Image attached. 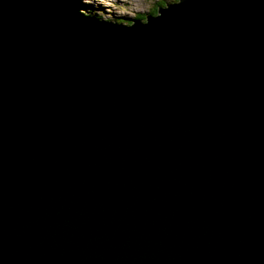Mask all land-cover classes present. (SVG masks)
Instances as JSON below:
<instances>
[{
	"label": "water",
	"instance_id": "1",
	"mask_svg": "<svg viewBox=\"0 0 264 264\" xmlns=\"http://www.w3.org/2000/svg\"><path fill=\"white\" fill-rule=\"evenodd\" d=\"M96 11L0 0V264H264V0Z\"/></svg>",
	"mask_w": 264,
	"mask_h": 264
},
{
	"label": "rangeland",
	"instance_id": "2",
	"mask_svg": "<svg viewBox=\"0 0 264 264\" xmlns=\"http://www.w3.org/2000/svg\"><path fill=\"white\" fill-rule=\"evenodd\" d=\"M81 4L95 7V12L100 20L110 21L112 23H129L128 19L136 18V14L144 21L142 15L150 11V15H157L158 9L172 4L174 0H77ZM156 7V9H154Z\"/></svg>",
	"mask_w": 264,
	"mask_h": 264
},
{
	"label": "trees",
	"instance_id": "3",
	"mask_svg": "<svg viewBox=\"0 0 264 264\" xmlns=\"http://www.w3.org/2000/svg\"><path fill=\"white\" fill-rule=\"evenodd\" d=\"M174 1H176V0H174ZM178 1H179V0H177V2H178ZM177 2H174V3H177ZM154 9H156V7H154ZM150 11H152V10H149V12H148L147 14L142 15V17L144 18V21L147 20V16L150 15ZM136 18H140L138 14H136ZM115 23H116V24H119L120 22H115ZM122 24L126 25L125 23H122Z\"/></svg>",
	"mask_w": 264,
	"mask_h": 264
},
{
	"label": "bare ground",
	"instance_id": "4",
	"mask_svg": "<svg viewBox=\"0 0 264 264\" xmlns=\"http://www.w3.org/2000/svg\"><path fill=\"white\" fill-rule=\"evenodd\" d=\"M103 21H106V20H103ZM107 22H110V21H107Z\"/></svg>",
	"mask_w": 264,
	"mask_h": 264
}]
</instances>
